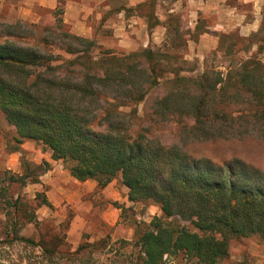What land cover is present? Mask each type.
Masks as SVG:
<instances>
[{"label":"trees","instance_id":"obj_1","mask_svg":"<svg viewBox=\"0 0 264 264\" xmlns=\"http://www.w3.org/2000/svg\"><path fill=\"white\" fill-rule=\"evenodd\" d=\"M154 2L143 3L150 6V27L159 23L153 21ZM169 30L162 46L117 53L67 29L63 20L50 25L0 19V118L10 129L9 152L23 153L26 141L43 145L75 179L93 180L100 188L117 180L130 202L160 209L149 222L133 218L130 243L138 253L130 264H166L178 255L218 264L233 241L264 244V173L238 160L222 166L198 160L176 136L185 134L186 145L188 139L216 137L211 124L234 117L264 124V61L257 56L264 46V17L250 35L262 33L255 53L242 56L253 43L250 36L221 32L197 75L184 50L198 33L174 38ZM158 89L162 93L148 107ZM167 130L177 133L171 141L164 138ZM20 161L21 172L6 178L19 190L8 194V186L0 188V264H14L6 255L16 244L48 259L64 257L70 253L68 221L42 230L37 208L53 204L43 192L31 199L20 190L38 183L50 165L24 154ZM31 225L36 231L25 234ZM103 245L104 240L83 242L71 255Z\"/></svg>","mask_w":264,"mask_h":264},{"label":"rangeland","instance_id":"obj_2","mask_svg":"<svg viewBox=\"0 0 264 264\" xmlns=\"http://www.w3.org/2000/svg\"><path fill=\"white\" fill-rule=\"evenodd\" d=\"M9 1L16 3L15 6ZM20 1L22 0H6L0 8V19L6 22L20 19L16 16V9L20 6L18 4L22 3ZM148 1L142 0L130 7L122 5L116 14L111 13L119 28L116 32L112 27H103L102 20L98 21L94 15L92 23L95 31L91 36L78 33L72 24L64 22V5H58L53 10L37 7L35 21L22 20L50 25L63 20L67 29L94 39L102 49H111L117 53H126L150 45L162 46L168 35L167 23L172 21L169 36L175 38L181 35L188 39L190 35L198 33L197 39L189 40L184 50L186 58L197 64L198 69L192 72L193 75H197L204 67L206 55L216 49L219 33L237 31L242 36L249 37L260 29L264 17V0H155L153 21L157 19L159 23L150 27L147 18L150 6L143 4ZM196 26L199 28L196 29ZM261 36L262 33L250 36L253 43L249 50L242 52V56H250L258 50V44L262 43L258 42ZM257 56L264 61V46ZM212 57H209V62L213 65L218 59ZM218 70L225 69L219 67ZM162 91L158 89L153 92L148 99V107ZM144 107L146 104H141L140 110ZM247 121L245 118L234 117L229 122H214L210 129L216 137L192 142L188 139V145L184 139L185 134H181L182 139H179L177 133L176 136L167 130L164 138L171 141L176 136L193 157L214 166L238 160L236 163L249 171H253L254 168L264 173V124ZM9 132L8 124L0 118V188L8 186L6 181L8 175L21 172L22 154L37 163L48 162L49 170L41 175L40 181L27 184L20 190L31 199L38 192H43L53 204V208L46 205L37 208L42 230L57 229L60 223L68 221L69 225L64 232L67 241L65 248L70 253L64 257L48 259L37 249L31 250L23 244H16L9 248L6 256H9L14 264H130L138 253V249L130 243L134 235L133 218L149 222L153 216L161 214L160 209L155 205L144 207L142 203L130 202L127 189L117 180L100 188L93 180L82 182L75 179L61 161L51 157V151L43 145L26 141L22 144L23 153L9 152L7 146ZM8 188V194L19 190L18 186L10 185ZM123 204L132 206L133 210L123 213L121 209ZM4 220V212L0 209V236ZM34 231L36 227L31 225L24 233L31 234ZM103 240L104 245L96 248L93 253L86 252L80 257L71 255V252L83 242ZM244 262L264 264V244L252 239L244 242L233 241L228 257L218 264ZM166 264L196 263L184 255H178L169 257Z\"/></svg>","mask_w":264,"mask_h":264},{"label":"crops","instance_id":"obj_3","mask_svg":"<svg viewBox=\"0 0 264 264\" xmlns=\"http://www.w3.org/2000/svg\"><path fill=\"white\" fill-rule=\"evenodd\" d=\"M6 0H0V8ZM142 0H22L16 9V16L20 19L35 21L36 8L53 10L58 5H64V22L70 23L83 35L94 34L95 27L92 19L102 20L103 27H112L115 32L119 29L111 13L116 14L122 5L134 6ZM119 2V4H118ZM9 3L15 6L16 3ZM116 10V11H115ZM123 11H120L122 13ZM123 20L124 17L122 18ZM129 21V20H128Z\"/></svg>","mask_w":264,"mask_h":264}]
</instances>
